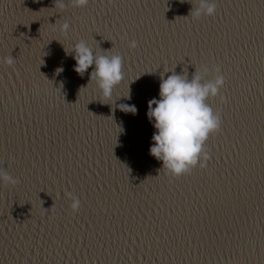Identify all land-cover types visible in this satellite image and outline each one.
I'll return each mask as SVG.
<instances>
[{"label": "water", "instance_id": "1", "mask_svg": "<svg viewBox=\"0 0 264 264\" xmlns=\"http://www.w3.org/2000/svg\"><path fill=\"white\" fill-rule=\"evenodd\" d=\"M63 2L0 0V168L19 181L0 184V264H264V0L199 20L196 0ZM81 40L123 58L110 105L73 70ZM204 65L226 76L227 106L207 101L222 134L204 170L172 179L149 154L148 102L161 76Z\"/></svg>", "mask_w": 264, "mask_h": 264}, {"label": "clouds", "instance_id": "2", "mask_svg": "<svg viewBox=\"0 0 264 264\" xmlns=\"http://www.w3.org/2000/svg\"><path fill=\"white\" fill-rule=\"evenodd\" d=\"M89 2L90 0H70L71 6L77 9L86 8ZM56 3L61 9L66 6L63 0H56ZM216 12L215 0H196L190 15L193 20H199L214 17ZM69 30L68 23L61 26L63 34L67 35ZM137 46L134 39L128 42L131 50ZM103 52L105 54H96L86 41L81 40L67 54L74 59L73 70L80 77L92 69L89 82L95 81L99 95L105 103L98 101L103 105H110L107 101L113 100L114 89L124 80L123 58L118 54H111V50ZM5 63L11 66L14 59L9 57ZM57 71L62 72L63 69ZM225 85L226 76L221 69L209 68L207 65L199 70L195 69L190 80L188 74L181 75L175 72L166 79L161 76L159 98H153L148 102L147 118L155 130L149 154L161 163V170L172 179L189 175L196 168L201 170L206 168L211 158L205 148L206 142L210 136L221 134L223 127L221 114L214 112L207 101L219 96L222 103H228L226 97L222 95ZM127 99H131L130 94ZM118 107L124 113L134 115L137 112L134 105L120 104ZM18 182L0 168V184L14 186ZM67 196L71 201L69 206L71 212L78 213L81 209L80 198L72 193H67Z\"/></svg>", "mask_w": 264, "mask_h": 264}, {"label": "snow or ice", "instance_id": "3", "mask_svg": "<svg viewBox=\"0 0 264 264\" xmlns=\"http://www.w3.org/2000/svg\"><path fill=\"white\" fill-rule=\"evenodd\" d=\"M214 59V58H213ZM225 104V107L227 106V103H224ZM221 134H222V132H221ZM214 159V157H212V160Z\"/></svg>", "mask_w": 264, "mask_h": 264}]
</instances>
